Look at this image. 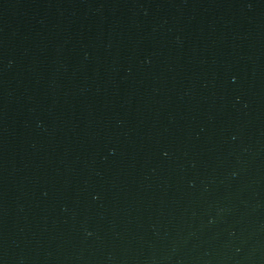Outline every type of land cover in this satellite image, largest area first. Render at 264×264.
I'll use <instances>...</instances> for the list:
<instances>
[{
	"label": "water",
	"instance_id": "1",
	"mask_svg": "<svg viewBox=\"0 0 264 264\" xmlns=\"http://www.w3.org/2000/svg\"><path fill=\"white\" fill-rule=\"evenodd\" d=\"M0 264H264V0H0Z\"/></svg>",
	"mask_w": 264,
	"mask_h": 264
}]
</instances>
